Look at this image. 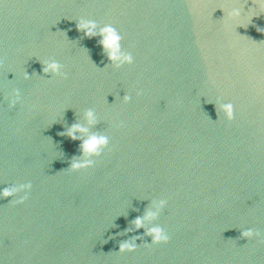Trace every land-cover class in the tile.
I'll return each instance as SVG.
<instances>
[{
  "label": "water",
  "instance_id": "95a60500",
  "mask_svg": "<svg viewBox=\"0 0 264 264\" xmlns=\"http://www.w3.org/2000/svg\"><path fill=\"white\" fill-rule=\"evenodd\" d=\"M240 2L0 0V189L31 183L0 197L2 264H264V4L235 29L223 9ZM81 18L113 26L132 63L110 64ZM86 109L109 142L72 171L62 133ZM161 199L153 245L133 221Z\"/></svg>",
  "mask_w": 264,
  "mask_h": 264
},
{
  "label": "clouds",
  "instance_id": "9594fccd",
  "mask_svg": "<svg viewBox=\"0 0 264 264\" xmlns=\"http://www.w3.org/2000/svg\"><path fill=\"white\" fill-rule=\"evenodd\" d=\"M245 2L246 0H241L240 3H233L227 9H223L224 17L235 22V29L237 26H247L251 18L256 16L253 13V4L259 3L264 4V0H253L251 6L245 11ZM247 19L245 24L243 21ZM76 27L78 30L82 31L86 37H95L99 36V43L105 54L108 61L113 66L119 68L124 64L132 63V56L129 53L122 51L121 47V35L117 30L110 24H105L103 26H98L97 23L93 20L78 19L76 20ZM43 65L42 71L46 74L63 75L61 72L62 65L55 60H49L41 63ZM25 79L29 77L25 74ZM130 97L125 94L122 98L123 102L127 103ZM20 100L19 90L13 89L9 97V107L16 105ZM219 111L223 113V116L226 120H231L233 116V109L230 103H224L219 105ZM83 119L87 126H82L79 123L71 125L68 129L64 131L66 135L71 140L79 141L80 156L79 158L74 159L70 166L69 170L76 171L79 169H84L91 167L93 164V158L101 155V151L108 144V137L104 134L89 133L88 129L97 123V116L92 109H86L83 112ZM79 133L80 135H77ZM31 188V183H24L18 186L7 185L3 189H0V197H14L18 192L24 191L25 195L21 196L17 200H10L12 203H21L24 199L27 198V191ZM165 200H154L150 201V206L146 210L143 216L135 218L133 221L134 228L140 229L145 228L144 235L151 237L150 244H159L165 243L168 241L169 237L167 233L161 228L158 224L153 223L161 212V209L165 206ZM147 225V227H146ZM241 235L247 239H251L253 236L259 237V232H254L252 228L243 229ZM138 237H132L131 239L123 240L119 244L118 252H132L135 251L139 246L136 244ZM149 244V243H148ZM2 264V261H0Z\"/></svg>",
  "mask_w": 264,
  "mask_h": 264
}]
</instances>
